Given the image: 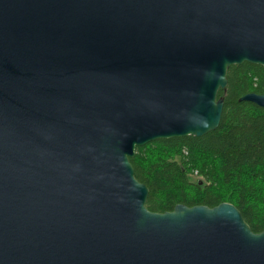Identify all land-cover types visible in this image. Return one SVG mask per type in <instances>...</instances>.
Here are the masks:
<instances>
[{
	"label": "water",
	"instance_id": "1",
	"mask_svg": "<svg viewBox=\"0 0 264 264\" xmlns=\"http://www.w3.org/2000/svg\"><path fill=\"white\" fill-rule=\"evenodd\" d=\"M243 63L264 0H0V264H264L234 205L149 211L129 162L215 131Z\"/></svg>",
	"mask_w": 264,
	"mask_h": 264
},
{
	"label": "trees",
	"instance_id": "2",
	"mask_svg": "<svg viewBox=\"0 0 264 264\" xmlns=\"http://www.w3.org/2000/svg\"><path fill=\"white\" fill-rule=\"evenodd\" d=\"M227 79L218 92L224 106L215 131L150 142L135 148L129 162L137 181L148 188L149 211L227 202L258 233L264 230V109L239 98L264 92V68L233 65Z\"/></svg>",
	"mask_w": 264,
	"mask_h": 264
}]
</instances>
